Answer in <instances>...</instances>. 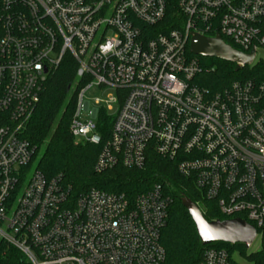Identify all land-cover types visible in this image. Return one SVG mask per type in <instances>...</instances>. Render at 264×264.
Masks as SVG:
<instances>
[{"label": "built area", "instance_id": "2783aa9c", "mask_svg": "<svg viewBox=\"0 0 264 264\" xmlns=\"http://www.w3.org/2000/svg\"><path fill=\"white\" fill-rule=\"evenodd\" d=\"M176 8L167 30V0H0V241L25 264L165 259L160 233L169 199L161 186L132 202L97 189L72 198L57 179L30 172L36 149L24 130L65 58L77 81L69 132L76 144L100 146L96 173L139 170L151 150L225 220L249 224L262 242L264 82L237 80L210 93L193 82L200 68L188 48L193 35L219 37L252 52V66L264 52V0H176ZM92 87L117 92L105 139L102 109L79 120ZM198 264L235 263L208 248Z\"/></svg>", "mask_w": 264, "mask_h": 264}, {"label": "trees", "instance_id": "16d2710c", "mask_svg": "<svg viewBox=\"0 0 264 264\" xmlns=\"http://www.w3.org/2000/svg\"><path fill=\"white\" fill-rule=\"evenodd\" d=\"M178 17L176 0H167V30L173 29ZM224 43L235 49L228 41ZM195 58L200 72L194 84L209 91L220 92L234 81L255 80L264 82V64L258 63L234 73V65L216 59ZM76 66L65 58L55 74L47 80L39 103L32 114L25 130L26 139L35 149L36 170L47 180L57 179L61 186L76 198L97 189L106 193L123 195L132 202L137 196L148 192L153 186H161L169 199L167 218L160 233V245L164 250L163 264H198L203 252L208 248L221 249L230 256L234 252L253 264H264V238L261 250L247 256L242 245L214 243L202 246L187 211L181 200L186 198L198 204L204 218L208 221L225 220L213 203L206 202L191 180L181 177L175 164L162 159L153 151H148L144 166L139 169H124L120 166L103 173L94 171V163L100 146L74 144L69 127L76 104L77 86ZM112 119L103 111L99 113V132L107 138ZM0 264H25L23 256L14 248L0 241Z\"/></svg>", "mask_w": 264, "mask_h": 264}, {"label": "water", "instance_id": "95a60500", "mask_svg": "<svg viewBox=\"0 0 264 264\" xmlns=\"http://www.w3.org/2000/svg\"><path fill=\"white\" fill-rule=\"evenodd\" d=\"M188 50L192 56L233 64L234 73L241 72L245 67L250 66L254 57L252 52L245 55L234 50L219 37L210 39L193 35L189 41ZM181 205L187 211L195 233L204 247L214 243H222L231 246L242 245L248 249L255 239V229L239 219L208 222L195 203L183 198Z\"/></svg>", "mask_w": 264, "mask_h": 264}, {"label": "rangeland", "instance_id": "374dc122", "mask_svg": "<svg viewBox=\"0 0 264 264\" xmlns=\"http://www.w3.org/2000/svg\"><path fill=\"white\" fill-rule=\"evenodd\" d=\"M260 61L264 64V52L258 51L256 60L253 65H256L260 63ZM76 82H74L72 86V91L76 87ZM117 98V92L113 89L106 88H98V87H92L90 88L84 95L83 101L88 103V112H82L79 120L81 122L88 121L91 117L90 114L93 110L100 111L103 110L104 114L108 117L113 119L116 111L118 103H113L114 99ZM109 108V109H108ZM74 144H76L74 142ZM78 145V144H76ZM36 163L33 164L30 172L34 169ZM261 250V241L259 238H256L251 246L246 249L247 256L251 254H255ZM232 260L235 264H253L252 262L248 261L247 259L241 257L238 253L234 252L232 254Z\"/></svg>", "mask_w": 264, "mask_h": 264}]
</instances>
